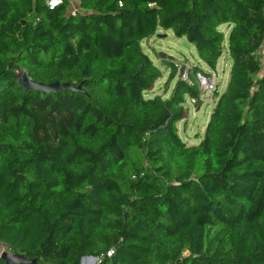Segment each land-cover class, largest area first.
<instances>
[{
    "label": "trees",
    "instance_id": "trees-1",
    "mask_svg": "<svg viewBox=\"0 0 264 264\" xmlns=\"http://www.w3.org/2000/svg\"><path fill=\"white\" fill-rule=\"evenodd\" d=\"M158 28L207 69L230 58L197 143L176 122L200 65L144 94ZM0 242L39 264H264V0H0Z\"/></svg>",
    "mask_w": 264,
    "mask_h": 264
},
{
    "label": "rangeland",
    "instance_id": "rangeland-1",
    "mask_svg": "<svg viewBox=\"0 0 264 264\" xmlns=\"http://www.w3.org/2000/svg\"><path fill=\"white\" fill-rule=\"evenodd\" d=\"M73 7H75V1L72 2L71 8ZM219 27L226 35L228 29L226 24H221ZM140 46L142 51L148 55L161 73L160 76L154 80L152 88L144 93L148 96H151L154 93L166 95L173 80L179 76V64L183 61H186L191 65L198 64L201 67H204L205 65V63L198 57L194 45L184 36L173 34L170 28H158L148 38H143L140 41ZM171 63L177 64L176 72L172 78L166 81L167 74L169 73V64ZM229 64L230 58L223 48L222 53L217 59L215 68H208V70L211 71V77L214 79L212 80L217 83V87L212 90L216 89L221 91L224 88L228 76ZM211 91L206 90V92H200V102L197 105H194L193 101L188 97H185L184 106L186 109V115L184 118L178 120L176 125L179 136L186 143H197L201 137L208 113L215 99V96L211 94ZM2 250L11 251L8 246L0 242V252ZM94 262L95 258L91 259L84 256L82 257L80 264H94Z\"/></svg>",
    "mask_w": 264,
    "mask_h": 264
},
{
    "label": "water",
    "instance_id": "water-1",
    "mask_svg": "<svg viewBox=\"0 0 264 264\" xmlns=\"http://www.w3.org/2000/svg\"><path fill=\"white\" fill-rule=\"evenodd\" d=\"M180 71V68H179ZM17 80L20 84H22L24 87H34L38 88L43 92L54 90L58 87H65L67 84H58L56 81L50 82V83H42V82H36L32 79H30L26 73L21 70L18 73ZM77 88V87H76ZM87 257L94 259V256L87 255ZM0 258L4 260V264H15L17 262H23L28 264H39L35 261L34 258L25 257L23 254L9 251V250H2L0 252ZM82 257L80 258L81 261Z\"/></svg>",
    "mask_w": 264,
    "mask_h": 264
},
{
    "label": "built area",
    "instance_id": "built-area-1",
    "mask_svg": "<svg viewBox=\"0 0 264 264\" xmlns=\"http://www.w3.org/2000/svg\"><path fill=\"white\" fill-rule=\"evenodd\" d=\"M60 0H45L46 4L51 7ZM179 76L182 79L189 80V70L191 69V64L187 63L186 61H183L181 64H179ZM211 71H209L207 68H201V70H196L194 72V82L197 86V89L199 92H206V90L211 91L217 86V83L213 81L214 79L211 77ZM213 79V80H212ZM191 101L194 100L192 97H188ZM112 249L108 248L105 252L106 255L111 254Z\"/></svg>",
    "mask_w": 264,
    "mask_h": 264
},
{
    "label": "crops",
    "instance_id": "crops-1",
    "mask_svg": "<svg viewBox=\"0 0 264 264\" xmlns=\"http://www.w3.org/2000/svg\"><path fill=\"white\" fill-rule=\"evenodd\" d=\"M202 68H207V66H206V65H204V67H202Z\"/></svg>",
    "mask_w": 264,
    "mask_h": 264
}]
</instances>
